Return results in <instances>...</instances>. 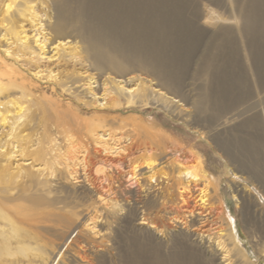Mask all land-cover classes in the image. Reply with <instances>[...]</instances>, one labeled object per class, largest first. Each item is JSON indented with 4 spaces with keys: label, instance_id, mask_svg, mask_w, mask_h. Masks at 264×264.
Segmentation results:
<instances>
[{
    "label": "bare ground",
    "instance_id": "6f19581e",
    "mask_svg": "<svg viewBox=\"0 0 264 264\" xmlns=\"http://www.w3.org/2000/svg\"><path fill=\"white\" fill-rule=\"evenodd\" d=\"M49 1L52 8L51 16L47 15L46 12L40 14V11H36L33 0H0V14L3 13V17L6 16L3 18L6 25L3 31L0 32V39L7 46L5 48L6 52L14 51L18 58L27 57L28 62L34 61L36 58V60L45 58L51 61H59L65 60L67 57L79 62L77 50L78 44L81 43L82 52L80 54L84 53L87 56L88 67L86 69L89 68L93 71L86 77V93L95 96L99 93L98 91H101V96L105 100L103 104L109 110H121L123 105H125V108H131V110L138 105L150 103L159 105V102H162L164 98H168L173 102L183 100L180 90L185 73L184 69L188 64L192 51L190 45L198 43L199 39H196V35L202 32L203 35L206 33L209 36L213 35L216 42L219 40L218 49L221 52L219 54L225 53L226 60L220 64L218 92L213 96L204 92L194 103L195 109L202 111L206 105H209L212 108L211 110L216 106L230 108L235 104L244 102L246 99H250V101L252 100L249 101L250 103L246 100L247 103L244 102V105H242L246 106L244 108L246 111L251 106L261 103L258 96L261 90L264 91V0L251 1L243 13L245 26L242 35L246 49H249L252 53V82L249 73H247L248 65H245L241 60L238 61L242 45L239 43L241 39L238 42L236 38L237 32L232 23V14L228 13L225 16V13H222L231 0H201L202 2H198L193 6L194 11H188L185 6L186 13L175 8L184 2H188V0ZM42 4L43 2L40 0V5ZM43 16L44 18H42ZM25 21H28L31 30L25 29L23 24ZM192 34L195 36L194 39L186 38V35L190 36ZM212 45V43L211 46L208 45L202 55L201 69L206 70L216 59L215 55L210 54L214 47ZM184 50L185 54L180 58V53ZM206 55L211 56L207 58ZM233 57H237L231 63L235 68L233 70L237 73L230 80V76H227L232 71V68H229V63L232 62ZM11 62L13 63V61ZM35 69L37 70L38 67H35ZM43 72H46L48 78L58 80L61 86H66L68 91L71 90L72 84L76 83V81L72 82L71 78L66 75L64 80L61 81L60 75L62 73H55L56 71L51 69L45 68V70L38 69L35 71L36 75ZM83 73L76 72L80 75ZM133 73H137V76H128ZM18 76L20 75H17L13 70L0 72V92L10 87H16L19 88V91L21 90L19 97L26 100L30 94L27 92L25 84L19 81ZM140 76L143 77L140 78ZM136 78L140 79L139 85L124 87ZM69 82L71 83L68 86ZM121 83L122 85H120ZM91 84H97L99 86L98 91L93 89ZM151 84L158 87L157 90L154 89L157 95H152L149 92ZM15 97L13 99H9V97L7 100V103L13 105L14 123L24 117L20 126L28 127L31 130L29 132L35 131L31 125H28L29 121L26 125V120L29 119H27L29 114L27 111H30L31 108H27V105L24 106V104L28 102L32 106V103L27 101L28 99L21 101L19 97V99ZM177 97H180V99L176 100ZM229 97H231L230 100ZM167 109L170 111L169 113L173 114L172 109ZM11 112L10 109L4 112L0 110V122L6 124L7 114H12ZM234 112L229 115L230 119L243 114L239 109ZM259 116L260 114H257L244 120L239 124L238 130H258L260 125ZM32 118L31 113L30 121H32ZM36 118L38 117L36 116ZM55 118L59 119L60 117L56 114ZM130 122L133 126L141 125L136 118L131 119ZM59 126L57 123L51 125V127L48 126L49 129L47 127H45L47 129L44 127L37 128L33 134L27 132L21 134L26 130V127L20 129L18 134H12L11 132L12 137L19 138L20 142L15 139L19 145L24 141V144L20 145L21 155L24 154L23 152H28L31 158H34L27 167L19 163L20 165H16L14 169H11L10 162L13 156L10 150L12 148L0 153V158H2L0 159V264L4 260L7 264H34L32 262L35 261H39L40 264H51L56 255L60 254L61 246L65 244L64 241L74 229H78L77 235L66 246L65 253L60 254L56 264H66L63 260L66 258L65 256H67L68 264L71 263L70 257L72 256L79 258L81 264H88L89 261H85L86 251L82 252L79 244H89V242L84 240L80 234L82 231L95 236L102 233V230L98 228L102 217H100V213L95 214L96 207L93 211L94 214H87L81 209L87 195L84 194L86 193L85 187L81 184L82 197L79 199L83 202L80 200L78 202L73 201V199L67 201L68 189L58 183L61 178L59 175L68 174L77 183L87 181L85 180L87 175L85 168H87L89 161L87 159L88 151L86 148L83 149L84 146L81 150H78L81 145L76 146L77 144L74 141L77 133L89 139L91 138L93 144L98 146L105 154L119 156L125 153L129 143L121 145L120 140H123V142L130 140L132 142V138L126 135L125 132L126 122L124 120H113L110 125L106 123L105 119L100 120L98 123L97 121L85 122L79 132L63 126L59 128ZM18 128L20 127L18 126ZM256 133L257 131H252L250 134L248 132L245 136L243 135V137L235 140L221 139L219 143L231 159L235 158L240 163L239 167H249L250 173L252 172L256 178L264 183V178H260L264 175V144L256 141ZM32 136H36L34 141L30 140ZM60 136H65L68 143L64 145V151L60 152L58 150V153L53 154L54 146ZM25 154L28 156L27 153ZM141 158L143 159L142 165L144 164L146 170L149 171V178L153 179L157 176L154 168L156 160L151 154H145ZM36 161H39V164L35 163ZM138 166L134 165L133 170H136ZM175 167L177 170L176 181H182L178 182L181 187L179 189L181 190L179 193L181 202H184L181 193L189 191L190 183L196 185V183L201 182L203 187L201 186L199 190L198 201L200 205H206L208 185L214 183V179L209 178L202 171L200 163L185 165L181 162L177 163ZM78 169H80L79 172ZM96 172H103V168L97 167ZM134 174L136 173L134 172ZM34 189L40 193H27ZM46 191H52L56 197H47L44 193ZM96 200L97 205L102 204L106 207L109 205L106 198L101 195H97ZM47 207L55 208L53 212H49L51 210H46ZM92 210H94V207ZM191 213L190 210L189 214ZM99 218H101V221H99ZM172 220L173 222L186 224L182 217L174 216ZM38 223L45 225L44 227L40 225V228ZM140 223L148 224L149 222L142 218ZM149 226L157 229L153 224ZM59 228L64 229L58 238L63 242L62 245L61 242L55 243L54 240L38 231L41 229L40 231L43 230L52 236ZM223 235L222 232L218 235L215 241V250L221 255L220 258L225 261V264H233V260H229L230 251L226 247L225 241L222 240ZM228 235H230V232ZM200 241H195L192 236L188 235L186 241L179 243V247L190 251L189 258L193 257L191 259L193 264L201 263L198 262V257L194 252L195 243H200ZM125 243L127 252H124L121 256L127 264H177L176 258L172 256L162 257L157 251L153 252L150 246L145 245L146 243L144 244L136 238L127 239ZM14 244L17 245H15L17 250L14 249L15 246L12 250ZM32 244H35V246H32ZM31 250L41 252L38 260L27 254Z\"/></svg>",
    "mask_w": 264,
    "mask_h": 264
},
{
    "label": "rangeland",
    "instance_id": "374dc122",
    "mask_svg": "<svg viewBox=\"0 0 264 264\" xmlns=\"http://www.w3.org/2000/svg\"><path fill=\"white\" fill-rule=\"evenodd\" d=\"M41 1L43 2L42 5H40V0H33L36 11H40V14L46 12L47 15L51 16L52 8L50 1ZM251 1L253 2V0H231L225 6L222 13H225V16L228 13L230 15L232 14V23L237 32L236 38L238 42L241 39L239 43L242 45L238 61L241 60L245 65H248L247 73H249L252 82V53L249 49H246L242 35L245 26L243 13ZM198 2L202 1L188 0V2H184L175 9L186 13L184 9L186 6L188 11H194L195 8L193 6ZM4 17L3 13L0 14V32L3 31L6 25V21H3ZM23 24L26 30H31L28 21L23 22ZM202 33L196 35V39L200 41L198 40L196 45H190L192 51L188 59V64L184 69L185 73L182 78L180 90L184 101L173 102L168 98H164L162 102H159V105L152 103L138 105L132 110L131 108H125V105H123L121 110L117 111L109 110L103 104L105 100L101 96V91H98L99 86L97 84H91V86L99 93L95 96L86 93V77L93 73V71L89 68L86 69L88 67V62H86L87 56L84 53L80 54L82 52L80 48L82 46L81 43L78 44L77 50L79 53V62L67 57L65 60L62 59L59 61H51L45 58L36 60V58L34 61H29L31 62L29 63L27 57L18 58L14 54V51L7 53L5 50L7 46L0 39V72L13 70L17 75H20L18 76L19 81L25 84L27 87L26 90L30 94L26 100L28 99L27 101L32 103V106L28 102L24 104V106L27 105V108H31V112L29 110L27 111L30 115L26 112L29 115H27V119H29L26 120V125L29 121L28 125H31L35 129V131L29 132L31 130L28 127L24 125L22 127L20 126L24 117L20 120L18 119L17 123H14L13 105L12 103H7V100L9 97V99H13L15 96V98L19 99L21 90L19 91V88L16 87L2 90L0 92V110L4 112L10 109L12 114H7L8 120L6 124L0 122V153L12 148L10 150L13 156L10 162L11 169H14L16 165L20 164L27 167L30 161L34 159L31 158L28 152H23L24 154L21 155L20 145H23L24 141L19 145L16 142V140L20 142L19 138L12 137V134H18L20 129L26 127V130L21 134H26V132L33 134L37 128L47 127L49 129L51 125L58 123L60 125L59 128L63 126L64 128H71L79 132L81 131L79 129L84 126L85 122L97 121L98 123L103 119L106 120L108 125L113 120H124L126 122L125 132L126 135L132 138V142L130 140L128 142L120 140L122 142L121 145L129 143L127 144L125 153L119 156L105 154L98 146L93 144L91 138L89 139L77 133L76 139L74 138L75 140H72L75 141L76 146L81 145L78 150H81L82 146H84L83 149L86 148L88 151L87 159L89 161L87 168H85L87 174L85 180L87 181L85 183H77L68 174L59 175L61 178L58 180V183L68 189L67 201H72L73 199V201L78 202L80 200L79 198L82 197V193L80 192L82 184L86 189V193L84 194H87V197L85 196L84 206L81 209L87 214H94L93 211H95L96 207L95 214L100 213V217H102V219L99 218V221H102L98 225V228L102 230L101 235H99L100 237L84 231L80 234L84 240L89 242V244H79L81 251H86L85 255L87 257L85 261H89L88 264H127L121 255L127 252L125 241L130 238H136L144 244L146 243L145 245L150 246L153 252L157 251L162 257L172 256L176 258L177 264H191L193 257L189 258L190 251L179 247V243L186 241L188 235L192 236L195 241H202L195 243L196 248L194 250L198 257V262H201L200 264H225V261L220 258L221 255L215 250V241L221 232L224 234L222 240L225 241L226 247L230 251L229 260H233V264H264V183L262 180L256 178L252 172L250 173L249 167H239L240 163L235 158L231 159L219 143L221 139L235 140L243 137V135L245 136L248 132L250 134L252 131H257L256 141L264 144V91L261 90L258 96L261 101L260 106H251L246 111L244 110L246 106L242 105H244V102L245 104L247 102L250 103L252 101L250 99H246L247 102L245 100L230 108L216 106L211 110L212 108L206 105L204 108L205 111L196 110L194 103L204 92L212 96L218 92L220 86V78L218 77L220 64L226 60L225 53H222V55L219 54L221 53L218 49L219 40L216 42L213 35L209 36L208 33L203 35ZM186 38L194 39L195 36L193 34L190 36L186 35ZM211 43L214 47L210 54L215 55L216 59L211 63L210 67L204 70L201 69L202 55L205 53L208 45L211 46ZM184 52L185 50L180 53V58L184 56ZM210 56L206 55L207 58H210ZM234 58L237 57H233L232 62L230 61L229 63V68L231 67L232 71L228 73L227 77L230 76V80L237 73L233 70L235 69L234 66L231 65ZM35 67H38L40 70H45L46 68L56 71L55 73H62L60 75L61 81L64 80L66 75L71 78L72 82L76 81V83L72 84L71 90L68 91L67 87L61 86L58 80L48 78L46 72L36 75L35 71L38 69L36 70ZM76 72L84 73L80 75L76 74ZM132 75L137 76V73L128 76ZM142 77L140 76V78ZM146 83L149 85L147 81ZM139 84L140 79L136 78L124 87H134ZM154 89L157 90L158 87L155 84H151L149 86V92L152 95H157ZM175 99H180V97ZM26 100L21 99V101ZM166 107L172 109L173 114L169 113L170 111ZM238 109L243 114L230 119L229 115L233 111H238ZM31 113L34 118V120L32 118V121H30ZM56 114L60 117L59 119L55 118ZM257 114H260L258 130H238L241 122ZM133 118H136L141 125L133 126L130 122ZM35 137L32 136L30 140L34 141L36 139ZM58 139L56 141L58 145L55 144L53 154L64 151V145L68 143L65 136H60ZM145 154H151L156 160L154 168L157 176L153 177V179L149 178V171L146 170L147 168L144 164L142 165L143 159L141 157ZM38 162L36 161L35 163L39 164ZM176 162H182L185 165H197L200 163L202 171L209 178L212 177L214 179V183L208 185V201L206 205H200L198 201L199 190L201 186L203 187V183L201 182L196 183V185L193 183L191 185L190 183L189 191L181 193V197L184 199V202H181L179 196L181 191L179 189L181 187L178 182L182 181H176L175 178L177 174ZM134 165H139L136 170H133ZM99 166L103 168V172H96ZM79 171L80 169H78ZM260 178H264V175L262 177L260 176ZM27 193L40 192L34 189ZM44 193L49 198L56 197L52 191H46ZM97 195L105 197L109 205L107 207L102 204L97 205ZM91 205L93 206L90 207ZM93 207L94 210L91 211ZM54 208L47 207L45 209L53 212ZM190 210L192 211L191 214H189ZM174 216L184 218L186 224H181L177 221L173 222L172 217ZM142 218H145L149 223H140ZM150 224L156 226L157 229L151 228L149 226ZM40 225L44 227L45 224L38 223L39 227ZM60 229L52 236L43 230L40 231L41 229L38 231L44 234V236L51 238V240H54L55 243H60L61 241L58 238L63 232L62 230H64L61 229L60 231ZM159 230L161 231L159 232ZM229 232L230 235H228ZM77 233L78 229L72 230L68 238L64 241L65 244L61 242V245H63L61 246L62 251L60 250V254L65 253L66 246L71 243V240L75 238ZM15 245H13L12 250H17V245ZM32 246H35V244H32ZM27 254L35 260H38V257L41 256V252L38 250H31ZM60 254L56 255L51 264H56ZM65 257L63 260L68 264L67 256ZM70 258L71 263L69 264H81V261L76 256ZM32 263L40 264L39 261ZM2 264H7L6 260Z\"/></svg>",
    "mask_w": 264,
    "mask_h": 264
}]
</instances>
